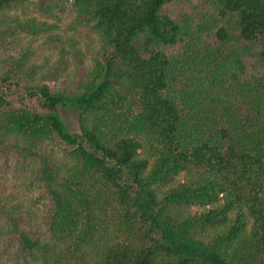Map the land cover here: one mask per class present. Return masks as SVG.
<instances>
[{
  "label": "trees",
  "instance_id": "1",
  "mask_svg": "<svg viewBox=\"0 0 264 264\" xmlns=\"http://www.w3.org/2000/svg\"><path fill=\"white\" fill-rule=\"evenodd\" d=\"M45 1H72L98 46L74 96L25 84L45 111L0 86V141L52 145L53 208L22 232L27 264H264V0Z\"/></svg>",
  "mask_w": 264,
  "mask_h": 264
},
{
  "label": "rangeland",
  "instance_id": "2",
  "mask_svg": "<svg viewBox=\"0 0 264 264\" xmlns=\"http://www.w3.org/2000/svg\"><path fill=\"white\" fill-rule=\"evenodd\" d=\"M198 2L183 0L177 8L189 10ZM92 26L93 22L78 17L72 1L57 6L45 0H27L0 13V86L10 107L45 111L36 97L24 91L25 84L42 79L53 91L74 96L98 46ZM62 48L66 52H61ZM9 71L19 78L3 82ZM79 110L72 102L58 107L71 133L80 132ZM55 144L56 155L67 146L59 136ZM51 147L30 154L23 147L13 148L0 141V264H27L22 232L36 236L47 229L53 208L48 179Z\"/></svg>",
  "mask_w": 264,
  "mask_h": 264
}]
</instances>
